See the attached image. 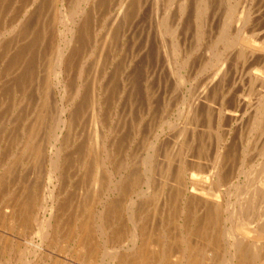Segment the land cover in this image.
Segmentation results:
<instances>
[{"label":"bare ground","instance_id":"obj_1","mask_svg":"<svg viewBox=\"0 0 264 264\" xmlns=\"http://www.w3.org/2000/svg\"><path fill=\"white\" fill-rule=\"evenodd\" d=\"M246 1L247 0H242V3H241V0H0V49L1 48H19L20 49L26 46L24 44V40L27 37L29 25L31 24L30 23L28 25V23L30 22L31 19H34V17L32 18V16L35 13H36L35 15H36V20H37V21L35 20L36 23L37 22L40 23L42 21L40 23L41 24L40 35L42 34L40 42L47 41L46 42L48 44L47 48H49L47 50L48 53L46 52L47 54H49L47 55L49 56L47 60L48 61L47 67L42 63L46 67V71L44 70L45 74L42 80V86H41L42 88H41V93H40L41 95L39 96L37 105H36L38 111L36 110V114L34 117L35 119L32 122H30L31 124L28 122L29 120L27 121L30 125H26L27 123L24 124V126L25 125L28 126L26 130L21 129L23 135L25 136V142L23 144L24 149L22 147L21 148L23 149V153L26 154V158L28 157V159H26L25 155L21 153L22 149H19L21 151L18 154L17 152L16 154L15 153L12 154V152L10 154H7L8 153L7 152L6 154H4L5 157L1 156L0 158L2 159L1 160L2 162H0L1 163L0 164V192L1 193L3 192L2 189L4 190V187L7 186L8 188V186L10 185L11 176L13 177L14 175H16V177L18 176V179H20L22 176H25L23 179H20L22 180L21 189L20 191H17L19 193V196H17V198L19 197L20 201L19 199H17L18 203H15L13 202V200L16 201V196H15V199L12 200L7 195L8 199H10L11 201L7 200L8 204L6 203L4 204H6V206L10 207L11 209L10 211L6 210L8 207L7 208L5 207L6 209H4V206H2V208L0 209L1 228L4 229V227H7V226L8 228L10 227L9 230L11 228L13 230L17 228L19 232L21 231L20 233L22 234L21 238L22 236H23V239L24 238L26 239L27 237L30 238L32 236H35L40 239L39 243H42L45 241L47 242V245L56 244L57 240L60 237V234H58V230L60 226L59 224L60 219L62 218L61 215L65 213L64 207L67 205L66 200H69V198L72 199V197H70L69 195L68 196L66 195L60 196V195L62 193L68 192L69 190V187H67L66 184L69 183V180L71 177L70 173L72 172V164H73V160L75 159V158H72L73 156L71 157L72 155L71 153L70 155H66V153L64 152V151H68L67 147L69 146L70 142L74 140L70 138V133L72 134V132L70 131L73 126V122L76 119V117L78 118L81 111L88 110V109L82 110L83 108L82 104L84 103L90 104L92 106V109L96 112L95 113L93 111V113L95 114V116H97L98 115L97 113L100 111V108H101L100 107L101 99L103 100V96L109 90L111 91V89L109 88L110 85L108 83L102 84L101 86L98 85L100 86L98 88H100L101 91H97L98 93L96 94V96L91 94L93 95L91 96L92 98L89 97L88 94L90 93H88L89 91L87 92V90L91 86L89 85L91 83H89V81L87 82V76L85 74L86 69L84 68L85 66L83 64L77 63L78 59L76 61V57H75V55L79 51H81V49H84V48H94L95 49L98 43V38H96L95 35H92V33H90V30H89V27L93 26V25H90V23L91 21H93V17L96 15V13H99L105 18V16L108 15L110 12H113L116 10L115 12L110 14V16L112 19L111 27L113 26V28H116L117 32L121 28L122 25H125V23H127L129 18L141 16L142 25L140 27L141 30L140 29L139 30L140 32L141 31L145 32L144 33L145 42L149 40L150 32L154 34L155 41L158 38L161 39L160 48L162 51V58H163L162 68H164V64L167 65L168 62L170 63L171 67H169V63H168V68H170V71L174 76L173 78L174 81H172L173 90H181V88L186 86V84L189 83V85H191L190 83L192 82L191 80H190L191 82H189V77L192 73L191 71H190L191 73H189L190 75L188 76V78L185 77V75L181 73V70L184 71V68L187 67L186 64H187V58H188V56L186 57L187 50L185 49L186 48L185 46L187 45L185 43L186 42L185 37L186 35H189L187 34V30H188V25L190 26V24L185 22L187 20L186 16L189 13H191L193 16V18L191 19L192 21L194 20V23H192L194 24L193 25L194 27H192V29H194L193 30L194 32H191V33H194L193 36L195 35L194 36L195 42L193 41L192 42L195 44V45L193 44L194 48H198L200 45V41L205 37L206 33L209 34L210 32V35L211 33H213L212 31L208 32V30L211 29V26L214 23L213 18H215V14L219 12V11H216V8L222 6L223 15L220 14V17L218 16V19L216 18L218 21V24L216 25L218 29H217V32H215L214 34L215 36L213 35L214 36V41L212 40L213 43L209 44L210 45L209 50H210L211 55L209 56V58H207L208 60L206 62L204 61L205 62L204 64L202 63L203 64L202 66L201 65L199 66L198 68L199 71L197 72H199V74L201 73L203 74L207 72V75L206 76L204 75V76L206 77L205 80L208 82V84H210L213 82L218 83L222 80L225 74V63L227 62V60H229V58H230V62H233V63L240 64V62H242L244 63V65L245 63H248L251 67H254V66L257 67V69L254 72H250L251 74V76H249L250 79H248L249 77L247 78L249 82L246 80V83L248 82V84L249 83L251 84L253 82H256V84L259 83L258 87L259 86L261 87V89H258V90L255 89V91L257 92H255L254 94L256 99L254 98L255 105L253 106L252 110L246 109L247 104L249 105H252V104L248 103L247 101H246L247 102L246 104L245 102L246 97L243 98L241 95L239 96V93H238V95L233 98L234 100V105L232 106L233 108L231 107V109L227 110L225 108L223 109V107L222 108L219 107L220 111L218 112V117L216 121L224 122L225 126H228V128L229 126L234 127L235 129L239 127V130H241L242 128H246L247 130H249L248 133H250L251 131H255V133H257L255 137L258 136V140L255 142L256 144L255 143L254 144L257 149V152H256L257 158L259 159L257 160L254 159L255 161H253L250 165H248L250 161L245 156L246 150L242 151V153L241 151L239 152L237 150V153H239V156H238L239 158L237 159H239L240 161L237 163V166L235 168L233 167L234 169L232 168L230 169L228 166H230L231 164L229 163L230 164L229 165L228 162L231 160L230 158H232L234 147L230 145L233 147L230 149V147L228 146L229 144L226 146L225 145L223 146V144L222 146H218V147L216 146L215 151H214L215 153L213 157H211L213 159L212 160L209 159L210 161H212L211 164L206 165V163L204 162L203 160L204 156L202 154L204 152L206 153V151L202 149L203 147L200 148V145H199V149L196 148L198 149L197 151L198 154H196L198 155L197 157L196 155L194 158H192V156L190 158L187 157V154L190 148V143L193 142L192 141L193 139L195 141L194 132H195V127L197 126H194V124H195V120L198 117L197 115H199L198 105H197V103L199 104V102H196L197 97L196 96L194 97V93L192 97V92L190 91H193V90L189 88L191 97L189 96V98H187L189 92L187 93V97L185 96V94L180 93L183 99H182V102L180 103V109H179L178 115L184 116L185 121L183 122V125L181 123L182 126L179 129H176L177 131L175 132L177 133L175 134L174 132L175 135L173 134V136L175 137L172 140L173 143L170 141V144L172 145L164 146V145H170V144H166L167 143L166 139H165L166 143L163 146L157 147V145L154 143H147L148 146H145L146 150L144 151L143 150L144 148L142 149L145 152V154L144 156L142 155L143 158L138 163H136L134 160L133 161L129 160L131 161L129 162L126 159H121L119 161L112 159V156H111L112 153H115V151L117 153L119 148H121L124 145L123 141L120 138H117L118 140L117 139L112 140V138L114 137L113 136L111 137L112 141L111 140L109 141V139L107 138V140L109 141V142L107 141V143H105V141L101 138L100 148H97V150L98 149L100 150L99 152H96V153L93 152L94 150L91 149V147L89 146V144L87 143L85 139L84 143L85 144L87 143L88 145H85V149H83L84 150L83 157H82L83 165L81 166L85 167L86 169L83 174V177L85 176L86 178L82 177L83 180L82 179L81 180L84 181V179H86V182L88 181V184L85 187L84 185L80 186V184H79L80 187H76L80 189L79 192L81 194L83 193L87 194V195H83V197L84 196L85 197L82 198V200L77 204L78 208L79 209L81 208L80 213L84 212L83 213L84 215L82 219L78 217L79 212H76L77 214L75 213V215L73 214V216L71 215L73 220L71 222L70 231H68L65 234L66 237L64 236V239L66 238L64 241L65 242L67 240L71 241L73 238H76V239L78 238L79 239L78 245L76 249H74L75 253L77 254L76 256L77 260H80V262L86 261V263H88L87 261H90L91 263H94V264H95V262H93L95 261L94 259H97L99 261L101 260V264L102 263H105V264H264V20H263L264 19V0H249L250 5L248 7L245 6L247 4L244 5ZM188 16L190 17V14ZM252 16H254V20L251 22ZM40 19L41 21L39 22L38 20ZM190 21L191 20H189V22ZM97 25H95L96 28L98 27ZM114 25L116 27H114ZM60 26H62L63 29H60ZM36 27L38 26H35V28ZM90 28L92 29V27ZM93 29H95V27ZM97 29L100 32L99 30L100 28L98 27ZM137 29L138 28H136V30ZM206 29H207V32H206ZM105 30H106V27H105ZM34 31L35 30H33V32ZM107 31H110V30H107ZM119 31L121 33V30ZM112 36L114 37L116 36V31L112 33ZM7 37H9L10 39ZM99 39L101 38L99 37ZM138 39L139 38H137V40ZM100 44H102V42ZM100 44L98 43L99 46ZM145 44L147 43H144L143 45L145 46ZM98 45L97 47H99ZM164 46L170 47V48L167 47L169 48V51H168L169 56L165 55L167 48H163ZM100 48H103V47H99V49ZM218 48L220 49L222 48L220 53L216 52ZM32 49H34V47ZM5 50L6 49L4 50L2 49L1 51L5 52ZM102 50L100 53H102ZM93 52H94L93 53L94 55L96 52L95 51ZM9 54L10 53H8L7 55ZM82 54H85V52ZM0 56L3 57L6 55L1 54ZM77 56H79V54H77ZM135 56H138V54ZM98 58H101V57H98ZM89 61L86 62L87 65ZM73 65H74V68H76V72L75 70L72 69L75 72L74 76L76 79V82H75L76 84H73V86H71L72 88L74 87V93L70 100L71 102L67 101L68 104L64 103L65 105H63V104H60V101H58L57 97H58V93L61 94V91H60L61 89L64 90L68 86V84L70 86V82H71L70 81V70L73 67ZM16 66L19 67L18 65ZM22 66L23 65H20V67ZM28 66L30 68V65ZM234 66H236V64ZM45 67L43 69H45ZM133 68H132V71H133ZM20 69L22 71L30 70V69L23 70L22 68ZM250 69L248 70L250 71ZM93 72H96V71H93ZM7 73L10 75L9 70ZM14 74L16 73L14 72ZM247 74L249 73H246V75ZM0 75H2L3 77V71L1 70H0ZM20 75L21 73H19V76ZM125 76L128 77V73ZM20 77H19V80H20ZM117 77H120V76H117ZM132 77L131 79L127 78L126 85L127 87H129L128 89H126L128 93L126 94L125 92L127 97L131 95L134 89L135 81L133 79L134 77L133 78ZM10 79H11V82L14 81L12 78ZM132 79L134 82H132ZM112 80L113 79H111L110 81L112 82ZM135 80L137 82V79ZM103 81H104V78H103ZM1 82H2L1 84L4 85L2 87V92L7 93L9 91L7 94H10L12 92L11 90H13V89H10V86H12V84L14 85L15 81L12 82V84H10V80H7L4 78ZM28 82H26V85ZM98 83H100L99 80H98ZM229 83H232V82L229 81ZM123 84H118V85H123ZM193 84L196 86L195 83ZM202 84L204 86L207 83L203 82ZM16 85L17 84L15 82V86ZM138 85L139 83L137 84V87ZM246 85L247 84H245V86ZM251 85L250 87H252ZM190 87H194V86H190ZM211 87L214 88L213 85H211ZM211 87L209 88L212 89ZM121 88H118V89H121ZM93 89L94 88H92V92L94 91ZM194 90H195V87H194ZM116 92L117 91H115V93ZM86 93H88L87 96H86ZM10 95H12V93ZM248 95H249V92H248ZM25 96L28 98L26 94ZM7 97L8 96H6V98ZM21 97L22 96H20V98ZM75 97H78V99L81 98V103L78 106L76 105L75 102H74L75 105H73L72 103ZM166 98L163 100L166 101ZM8 99L10 101L11 98L9 97ZM17 100H19V102L17 101V104L14 102L8 103L5 101L7 105L9 104L8 106L11 105L10 107L7 106V109L9 108V110H11V108L12 107L14 108L15 105H17L18 107L19 105L23 104L21 103V99H17ZM23 100L24 99H22V102ZM109 100H111V98H109ZM135 100L136 98L134 99V102ZM221 100L225 102L226 99L224 100L221 99ZM227 100H228V97H227ZM246 100H248V97ZM168 101L169 100H167V102ZM25 102L26 101L24 100V103ZM115 102H112V103H115ZM167 102H165L164 104L166 105ZM0 105H1L0 107L3 108L4 102L1 101ZM165 105H164V108L162 107L163 109H165ZM170 105L169 107L172 106ZM230 105L231 104L229 103V106ZM133 106L134 105H132L131 107ZM104 108L105 107L101 109L103 113H104L103 111ZM107 108H105L106 111H108L109 109ZM133 108H136V107H133ZM144 109H147V108H144ZM168 109L171 111L170 108ZM4 111L2 112L5 113ZM111 111L112 110H110V112ZM177 111H178V107H177ZM168 112L169 111H167L166 113ZM6 115L7 114H5V116ZM108 115H111V114H108ZM209 115L210 114L208 113L207 115L208 117L206 116L207 119H211L210 118L211 116L209 117ZM5 116L3 117L0 115V146L2 145V147L4 148L7 145H9L10 147L11 146L15 147L14 143H17L16 141L17 138L14 137L15 138L14 140L11 129H8L9 123H10L9 119L11 118H9L8 115H7L8 118H5ZM11 116H14V115H11ZM115 116H117V114ZM105 117L104 119H106ZM118 117L120 118V116ZM110 118L112 119L111 116ZM164 118L166 117H163L162 119ZM205 121H206V118H205ZM14 123L16 125V122ZM155 123L157 122L155 121ZM166 123L167 122H165V125ZM146 124L148 125V123ZM157 127L158 126H156V128ZM107 128H110V126ZM228 128H227V132L225 131V133H228L229 131ZM234 128L231 130H234ZM7 129L9 132H7ZM83 129L85 130V128ZM151 129L152 128H150V130ZM237 130L238 129H236V131ZM154 131L156 130L154 129ZM212 132L213 131H211V133ZM170 133L168 132L169 135H171ZM253 133L254 132H252V134ZM124 134H127V133L125 132ZM153 134L155 136V132ZM159 134H160V131H159ZM203 134H204V131H203ZM121 135L123 136V134ZM121 135L119 137H121ZM216 135H217V132H216ZM223 137H224V134H223ZM88 138L89 136H87V139ZM130 138L131 137L129 136V139ZM140 138L138 137V139ZM219 138L222 139L220 136ZM167 139L170 140V137ZM89 140H91V138ZM116 140L118 141V144L115 143L117 142ZM196 140L198 141L199 139H196ZM199 141L198 143H200ZM157 142L159 141L157 140ZM246 142H248V139ZM227 143H230V142L227 141ZM95 145L97 144L95 143ZM19 147H17V150ZM195 147H198V146L195 145ZM209 147H211V145ZM12 149L16 150V148H12ZM77 150L75 152V155H78ZM0 151L2 152V150ZM5 151H8V150H5ZM249 151H251V149ZM81 154L82 153H80V155ZM102 154H105V157H102ZM16 155H19V157ZM22 155L24 156L26 163L22 162V160L24 159L22 158L23 157ZM9 156L11 158L16 156L14 160L18 158L17 162L9 163L8 158L4 160V158L9 157ZM78 161H76V163ZM206 162H207V159H206ZM233 162H236V159ZM233 165L234 163H232V166ZM74 174L75 172L73 173V175ZM77 177L78 176H76L75 178ZM14 179L11 182V184L15 182L16 179L15 180ZM17 184L20 185V183H17ZM63 185L65 187H63ZM16 190L17 189H15V192H14L15 194H16ZM9 192L7 190L6 193L3 192V194H9ZM15 194L12 193L11 196ZM72 204H75V203H72ZM63 210H64V213H62ZM68 212H70V210ZM155 221H157V223ZM67 222L70 223L69 220H67ZM154 224H156V226L158 227V229H156L157 232L155 230L156 226H154ZM1 228L0 230H2ZM14 231L17 232L16 230ZM0 234H1V231H0ZM2 235H0V264H47L45 259L46 258L51 259L53 255L52 253V255H50L49 257V254L48 256L45 255V253L47 252H43L39 254L40 256L38 257L36 256V259L35 258L30 259L29 257L32 254L34 255V253H38L41 251L40 250L37 252L36 249L39 250L42 248L44 250L43 248L44 246H42L41 244L38 246L35 245L33 246L34 247L33 251H29L27 246L24 245V247H21L23 246L22 243L14 244L13 241L7 240V238H10V237H7L4 239L2 238ZM16 237L18 239V236ZM23 239H21L20 241H22ZM26 241L24 242V244H26ZM73 241L74 240H72V242ZM31 242L28 241V243H31ZM48 247L50 246H47L45 249L47 250ZM63 248H65V246ZM66 257H64L65 261L67 259ZM91 259H93V261H91ZM68 260H70V258H68L67 261ZM55 262L56 264L58 263L56 259H55ZM98 263L99 262H97V264Z\"/></svg>","mask_w":264,"mask_h":264},{"label":"rangeland","instance_id":"obj_2","mask_svg":"<svg viewBox=\"0 0 264 264\" xmlns=\"http://www.w3.org/2000/svg\"><path fill=\"white\" fill-rule=\"evenodd\" d=\"M241 3H242V0H241ZM245 4H247V5H245ZM18 5V4H17ZM16 5V6H17ZM244 5L245 6H249L250 4H249V0H247L246 1V3H244ZM15 6V7H16ZM219 9V10H218ZM116 11V10H115ZM115 11H113V12H115ZM216 11H221L220 13L218 12V13H216L215 14V18H213V24H212V26H211V29H209L208 30V32L209 31H212L213 33H211V35H210V32H209V34L208 33H206V35H205V37L200 41V45H199V47L198 48H194V43L193 42H195L194 40H195V38H194V36H193V34L194 33H191V32H194L193 30L194 29H192V27H194L193 25L194 24H192V23H194V20L192 21V19L191 18H193V16H192V14L191 13H189L190 14V17L187 15L185 18L187 19L185 22L186 23H188V24H190V26L188 25V30H187V34H189V35H186V37H185V43H186V45L187 46H185L186 48V50H187V53H186V57L188 56V58H187V64H186V66L187 67H185L184 68V71H182L181 70V73L183 74V75H185V77H187L188 78V76L190 75L189 73H191V75L193 76H191L190 75V77H189V82H191L190 84L191 85H189V83L188 84H186V86H184V87H182L181 88V90H173V82L172 81H174L173 80V78H174V76H173V74L171 73V71H170V68H168V63H167V65H165L164 64V68H162V51H161V48H160V38H158L156 41H155V39H154V34L152 33V32H150L149 33V40L148 41H146L145 42V35H144V31H141L140 32V30H141V25H142V18H141V16L139 17H134V18H129L128 19V21H127V23H125V25H122L121 26V28L119 29V30H121V33H120V31L118 30V32H117V30H116V28H113V26L111 27V23H112V19H111V16H110V14H112L113 12H110L108 15H109V17H108V15H106L105 16V18L102 16V15H100L99 13H96V15L93 17V21H91V23H90V25H93V26H90V27H92V29L95 27V29H91L90 27H89V30H90V33H92V35H95L96 36V38H98V43L100 44L101 42H102V44H100V46L98 45V43H97V45L99 46V47H103V48H100L99 49V47H97V45H96V47H95V49L94 48H84V49H81V51H77L78 53L77 54H79V56H77V54L75 55V57H76V61H77V59H78V62L77 63H79V64H83L85 67V69L87 70L88 68V70L86 71L85 70V74H86V76H87V82L89 81V83H91V84H89V85H91L90 87H89V89L87 90V92L88 93H90V94H88V93H86V96H87V94H88V96L89 97H91V96H93V95H95L96 96V94L98 93L97 91H101L100 90V88H98V87H100L102 84H109L110 86H109V88L111 89V91L112 90H114V91H110L109 89V91L103 96V100L101 99V102H100V111L97 113L98 115V117L97 116H95V114L93 113V109H92V106L90 105V104H88V103H84V104H82L83 105V108H82V110H87V111H81V113H80V115L78 116V118L76 117V119L74 120V122H73V126H72V128H71V131L70 132H72V134L70 133V138L73 140H71L72 142H70V144H69V146L67 147V149H68V151H64L65 153H66V155H70V153L72 154L71 155V157L72 158H75L74 160H73V164H72V172L70 173L71 175V177H70V180H69V183H67L66 185H67V187H69V190H68V192H65V193H62L60 196H63V195H66V196H70V197H72V199H70L69 198V200H66V204L68 205H66L65 207H64V210H65V213H64V210L62 211V213H64L63 215H61V219H60V226H59V230H58V234H60V237H59V239L57 240V243L56 244H58V245H56V244H51V245H47V242H42V243H39L40 242V239L38 238V237H35V236H32V237H27L26 239L24 238L23 239V236H22V238H21V235L22 234H20L21 233V231L19 232L18 231V229L16 228V229H14V230H16L17 232H15L12 228V230L10 229L9 230V228H8V226L7 227H4V229L3 228H1V226H0V228L3 230V232H2V230H0L1 231V234L0 235H2L3 233V235H2V238H7V237H10V238H7V240H10V241H13V243L15 244H17V243H22V245L23 246H21V247H24V245L25 246H27V248H28V250L29 251H33V246H38V245H42V246H44L43 248H44V250L41 248V249H36V251L38 252V251H40V252H38V253H34V255L32 254L29 258L30 259H36V256L38 257V256H40L39 254L40 253H43V252H47V253H45V255H47L48 256V254H49V257H50V255H52V253H53V255H52V257H51V259H53V260H51L50 258H46L45 260H46V263L47 264H56V262H55V259H56V261L58 262L57 264H68V263H70V262H72L73 264H94V263H91L90 261H87L88 263H86V261H84V262H80V260H77V254L75 253V250L74 249H76V247H77V245H78V241H79V239L77 240L76 238H73L72 240H74L73 242H72V240L70 241H64L65 239H64V236H65V234L68 232V231H70V226H71V222H72V216H73V214L75 215V213L76 212H79V214H78V217H80V219H82L83 218V213L84 212H82V213H80V210H81V208L79 209L78 208V206H77V204L82 200V198H84L83 197V195H87V194H81L79 191H80V189L79 188H76V187H80V186H83L84 185V187L85 186H87V184H88V181L86 182V179H84V181H82L83 180V178H86L85 176L83 177V174H84V172H85V167H83V166H81V165H83L82 164V160H83V153H84V150L83 149H85V145H88L89 144V146L91 147V149H93L92 151L93 152H99V150L100 149H98L97 150V148H100V140H101V138L105 141V143H107V138L109 139V141L111 140V137H113L112 138V140L113 139H117V138H120L122 141H123V143H124V145L121 147V148H119V150H118V154L116 153V151H115V153H112V159L113 160H121V159H126L127 161H129V160H131V161H135L136 163H138L139 161H141V159L143 158V156H144V154H145V146H148V144L147 143H154V144H156L157 145V147L158 146H163L165 143H166V141H167V143L166 144H170V141L172 142V140H173V138L175 137V136H173V134H174V132L175 131H177L176 129H179L182 125H183V122L185 121V118H184V116H181V115H178L179 113V109H180V103L182 102V96H181V94H185V96L187 97V93L189 92V90L191 89V90H193V91H190V92H192V97H193V93H194V97L196 96L197 97V101L196 102H199V104L197 103V105H198V111H199V115H197L198 117H199V119H198V117H197V119L195 120V124H194V126H197V127H195V132H194V134H195V141H194V139L192 140L193 142H191L190 143V148H189V151H188V154H187V157L188 158H190L191 156H192V158H194L195 157V155L196 154H198L197 153V151H198V149H199V145H200V148L201 147H203L202 149L204 150V151H206V153L204 152L202 155L204 156L203 158V160H204V162L206 163V165L207 164H211V162L212 161H210V160H212L213 158H211V157H213V155H214V151H215V148H216V146L218 147V146H222V144H223V146L225 145H228L229 147H230V149L231 148H233L234 149V152H233V155H232V158H233V160H232V158H230L231 160L228 162V164L231 166H228L230 169L232 168V169H234L236 166H237V163L240 161L239 159H237V158H239L238 156H239V153H237V150L240 152L241 151V153H242V151H245V153H246V158L247 159H249V161H250V163L248 164V165H250L253 161H255L254 159H259V158H257V154H256V152H257V149H256V147H255V142L258 140V136L257 137H255L256 135H257V133H255V131H251L250 133H248L249 132V130H247L246 128H242L241 130H239V127L238 128H236V129H238L237 131H236V129L234 128V127H230L229 126V128H228V126H225V124H224V122H217L216 120H217V117H218V112L220 111V109H219V107L220 108H222L223 107V109L225 108V109H227V110H229V109H231V107L234 105V100H233V98L235 97V96H237L238 95V93H239V96L241 95L243 98H245V102L247 101L248 103H250V104H252V105H249V104H247V102H246V104H247V110L249 109H251L252 110V108H253V106L255 105V99H256V97L254 96V94H255V92H257V91H255V89L256 90H258V89H261V87L259 86L258 87V85H259V83L258 84H256V82H253V83H249L248 84V82H249V80L248 79H250V77L249 76H251V74H250V72H254L256 69H257V67L256 66H254V67H251L248 63H245V65H244V63H242V62H240V64L238 63H233V62H230V58H229V60H227V62L225 63V74H224V76H223V78H222V80L220 81V82H213V83H210V84H208V82L205 80V76L207 75V72H205V73H201V74H199V72H197V71H199V66L201 65H203L208 59L207 58H209V56L211 55V53H210V50H209V48H210V43H213V41H214V34H215V32H217V24H218V21H217V19H218V16L220 17V14L221 15H223L222 14V6L221 7H217L216 8ZM253 12V11H252ZM36 14V13H35ZM33 15L32 16V18L34 17V19H31L30 20V22L28 23V25H29V29H28V33H27V37L25 38V40H24V44L26 45V46H24V48L22 49V48H20V49H22V50H20L19 48H1L0 49V55L1 54H4V55H6V56H0V59L1 60H3V59H5V60H3V61H1L0 60V70L1 71H3V77H2V75H0V77H2V78H0V103H1V101L2 102H4V106H3V108H1L2 109V111H4L5 109V113H3L2 111H1V109H0V115L1 116H5V114H7L8 116H9V118H11V119H9V128L8 129H11V132L13 133V138L15 137V138H17L16 139V141H17V143H14L15 144V147L13 146H11L12 148H16V150L15 149H12L9 145H7L5 148L4 147H2V145L0 146V150H2V152L1 153H3V154H1L0 153V158H1V156H4V154H6L7 152V154H10L11 152H12V154H16V152H17V154L21 151V150H19V149H22L23 148V144H24V142H25V136L23 135V133H22V130L21 129H23V130H26V128L28 127V126H26V125H30L31 123L30 122H32L35 118V114H36V110L38 111V109H37V107H36V105H37V101H38V98H39V96L41 95L40 93H41V86H42V80H43V76H44V70L46 71V67H47V60H48V57L49 56H47V55H49V54H47L48 52H47V50L49 49V48H47L48 46V44L46 43L47 41H42V42H40V40H41V37H42V34L40 35V33H41V19L40 20H38L40 23H36V15ZM253 15V14H252ZM192 16V17H191ZM217 18V19H216ZM139 19H141V20H139ZM220 19V18H219ZM36 20V21H35ZM103 20V21H102ZM189 20H191L190 22H189ZM254 20V16H252V20H251V22ZM264 20V19H263ZM101 21V22H100ZM109 22H110V24H109ZM139 22V23H138ZM34 23V24H33ZM141 23V24H140ZM36 24V25H35ZM44 24V23H43ZM98 24V25H97ZM139 24V25H138ZM251 24V23H250ZM38 26V27H36L35 28V26ZM95 25H97L100 29V32L98 31V27L96 28V26ZM108 25V26H107ZM128 25V26H127ZM139 26V27H138ZM33 27V28H32ZM105 27H106V30H105ZM114 27H116L115 25H114ZM136 28H138L137 30H136ZM60 29H63V27L62 26H60ZM112 29V30H111ZM140 29V30H139ZM33 30H35L34 32H33ZM107 30H110V31H107ZM38 31V32H37ZM92 31V32H91ZM95 31V32H94ZM115 32L116 31V36L114 37V36H112V33L113 32ZM152 31V30H151ZM190 31V32H189ZM94 32V33H93ZM189 32V33H188ZM206 32H207V29H206ZM98 33H99V35H98ZM120 34V35H118V34ZM143 33V34H142ZM152 33V34H151ZM34 34V35H33ZM35 34H36V36H35ZM97 34V35H96ZM142 34V35H141ZM11 35V34H10ZM140 35V36H139ZM192 35V36H191ZM214 35V36H213ZM250 35V34H249ZM26 36V35H25ZM38 36V37H37ZM103 36V37H102ZM105 36V37H104ZM151 36H152V38H151ZM188 36V37H187ZM208 36V37H207ZM99 37L101 38V39H99ZM7 38H9V37H7ZM137 38H139L138 40H140V41H138L137 40ZM10 39V38H9ZM112 39V40H111ZM143 39V40H142ZM191 39V40H190ZM38 40V41H37ZM213 40V41H212ZM108 41V42H107ZM193 41V42H192ZM205 41V42H204ZM44 42V43H43ZM110 42V43H109ZM132 43V44H131ZM136 43V44H135ZM144 43H147V44H145V46L143 45ZM151 43V44H150ZM192 43V44H191ZM24 44H22V45H24ZM105 44V45H104ZM194 44V45H193ZM102 45V46H101ZM105 47H104V46ZM143 47H142V46ZM167 45V44H166ZM206 45V46H205ZM30 46V47H29ZM128 46V47H127ZM139 46V47H138ZM191 46V47H190ZM34 47V49H32ZM112 47V48H111ZM117 47V48H116ZM141 47H142V49H141ZM167 47H169V46H164L163 48H167ZM190 47V48H189ZM99 50H98V49ZM151 48V49H150ZM170 48V47H169ZM169 48H167L166 49V52H165V50H164V52H165V55L166 56H169V53H168V51H169ZM189 48V49H188ZM4 50V49H6L5 50V52L4 51H1V50ZM29 51H28V50ZM39 49H40V51H39ZM90 49V50H89ZM99 51H97V50ZM103 49V50H102ZM212 49V48H211ZM38 50V51H37ZM45 50V51H44ZM101 50H102V53H100L101 52ZM200 50V51H199ZM205 50V51H204ZM207 50V51H206ZM222 50V48L220 49V48H218L217 49V53H220V51ZM10 51V52H9ZM42 51H43V53H42ZM88 51V52H87ZM93 51H95L96 53V55L94 54L93 55ZM122 51H123V53H122ZM132 51V52H131ZM147 51V52H146ZM198 51V52H197ZM7 52V53H6ZM47 52V53H46ZM85 52V54H82V53H84ZM90 52V53H89ZM100 53V54H98V53ZM135 52V53H134ZM155 52V53H154ZM204 52V53H203ZM6 53V54H5ZM8 53H10L9 55H7ZM92 53V54H91ZM189 53V54H188ZM191 53V54H190ZM202 53V54H201ZM81 54V55H80ZM113 54H115V55H113ZM138 54V56H135V55H137ZM148 54V55H147ZM43 55V56H42ZM83 55H84V57H83ZM89 56V57H87V56ZM127 55V56H126ZM144 55H146V56H144ZM153 55V56H152ZM35 56H36V58H35ZM39 56V57H38ZM92 56H94V57H92ZM156 56V57H155ZM3 59H2V58ZM9 57V58H8ZM22 57H24V58H22ZM86 57V58H85ZM96 57V58H95ZM98 57H101V58H98ZM133 57V58H132ZM137 57V58H136ZM201 57V58H200ZM46 58V59H45ZM107 58V59H106ZM9 59V60H8ZM85 59V60H84ZM87 59V60H86ZM95 59H96V61H95ZM110 59V60H109ZM45 60H46V62H45ZM90 60V61H89ZM94 60V61H93ZM101 60V61H100ZM115 60V61H114ZM145 61V63H144V61ZM149 60V61H148ZM154 60V61H153ZM201 60H202V62H201ZM6 61V62H5ZM24 61V62H23ZM44 61V62H43ZM83 61H85V62H83ZM87 61H89L88 62V65H87ZM139 61V62H138ZM143 61V62H142ZM169 61V60H168ZM205 61V62H204ZM35 64H34V63ZM39 62H41V63H39ZM81 62V63H80ZM114 62H116V63H114ZM123 62V63H122ZM136 62V63H135ZM147 62H149V63H147ZM191 62H193V63H191ZM229 62V63H228ZM2 63V64H1ZM11 63V64H10ZM13 63V64H12ZM21 63H23V64H21ZM26 63V64H25ZM39 63V64H38ZM46 66H44L43 64ZM46 63V64H45ZM86 63V64H85ZM97 63H98V65H97ZM114 63V64H113ZM117 63H119V64H117ZM127 65H126V64ZM144 63V64H143ZM201 63V64H200ZM203 63V64H202ZM8 64V65H7ZM32 64V65H31ZM42 66H41V65ZM96 64V65H95ZM100 64V65H99ZM142 64V65H141ZM236 64V66H234ZM16 65H18L19 67H17ZM20 65H23L22 67H20ZM28 65H30V68H29V66ZM33 65H34V67H33ZM119 65V66H118ZM133 65V66H132ZM173 65V64H172ZM227 65V66H226ZM241 65V66H240ZM242 65H243V67H242ZM248 65H249V67H248ZM11 66V67H10ZM27 66H28V68H27ZM41 66V67H40ZM88 66V67H87ZM102 66V67H101ZM124 66V67H123ZM126 66V67H125ZM128 66H130V67H128ZM8 67V68H7ZM16 67H17V69H16ZM45 67V69H43ZM97 67V68H96ZM99 67V68H98ZM114 67V68H113ZM117 67V68H116ZM134 67V68H133ZM169 67H171L170 66V63H169ZM239 67V68H238ZM250 67H251V69H250ZM4 68V69H3ZM20 68H22L23 70L25 69V70H29V71H22ZM92 68V69H91ZM93 68H94V70H93ZM132 68H133V71H132ZM152 68V69H151ZM31 69H33V70H31ZM75 70V72H76V68H74V65H73V67L71 68V70H70V86H69V84H68V86L64 89V90H60L61 91V94H59L58 93V101H60V104H63V105H65V104H68V102L67 101H69V102H71L70 100H71V98H72V96H73V93H74V87L72 88L71 86H73V84H76L75 82H76V79H75V72L73 71V70ZM101 69V70H100ZM123 69H125V70H123ZM126 69H127V71H126ZM158 69V70H157ZM167 69V70H166ZM192 69V70H191ZM198 69V70H197ZM233 69V70H232ZM248 69H250V71L248 70ZM5 70V71H4ZM8 70H9V72H10V75L7 73L8 72ZM17 70V71H16ZM130 70V71H129ZM161 70V71H160ZM189 70V71H188ZM233 72H232V71ZM249 72H248V71ZM20 71V72H19ZM41 71V72H40ZM93 71H96V72H93ZM132 71V72H131ZM157 71H158V73H157ZM163 71V72H162ZM191 71V72H190ZM235 71V72H234ZM4 72H6V73H4ZM13 72V73H12ZM14 72L16 73V74H14ZM21 73V75L20 76H22L23 74V76L22 77H24V78H22V77H20L19 76V73ZM27 72H29V73H27ZM39 72V73H38ZM89 72V73H88ZM91 72V73H90ZM97 72H98V74H97ZM128 73V77H126L125 75H127V73ZM197 72V73H196ZM245 72V73H244ZM126 73V74H125ZM246 73H249V74H247L246 75ZM6 74V75H5ZM14 74V75H13ZM28 74V75H27ZM40 74V75H39ZM93 74V75H92ZM106 74V75H105ZM158 74V75H157ZM170 74V75H169ZM33 75V76H32ZM36 75V76H35ZM96 75V76H95ZM141 75V76H140ZM205 75V76H204ZM246 75V76H245ZM8 76H9V78H8ZM20 77V80H19V77ZM97 76H98V78H97ZM104 76V77H103ZM117 76H120V77H117ZM134 78H133V77ZM143 76V77H142ZM166 76V77H165ZM171 76V77H170ZM202 76V77H201ZM245 76V77H244ZM14 77V78H13ZM16 77V78H15ZM18 77V78H17ZM30 77H31V79H30ZM103 77L104 78V81H103V78L101 79V78ZM117 77V78H116ZM126 77V78H125ZM131 77L134 79V81H133V79H132V82H134V89H133V91H132V93H131V95L130 96H128L127 97V90L126 89H128L129 87H127V78L129 79H131ZM168 77V78H167ZM170 77V78H169ZM249 77V78H248ZM7 79V80H10V84H12V82H16V86H15V82H14V85L12 84V86H10V89H13V90H11L12 92V95H10V94H7V93H4V92H2V87L4 86V85H2L1 83V81L3 80V79ZM10 78H12L14 81H12L11 82V79ZM118 78H120V79H118ZM156 78V79H155ZM233 78V79H232ZM248 78V79H247ZM96 79V80H95ZM100 81V83H98V80ZM111 79H113L112 80V82L110 81ZM122 79V80H121ZM135 79H137V82H136V80ZM151 79V80H150ZM226 79H227V81H226ZM22 80H24V81H22ZM30 80V81H29ZM33 80H34V82H33ZM107 80V81H106ZM121 80V81H120ZM191 80V81H190ZM196 80V81H195ZM242 80V81H241ZM246 80L248 81L247 83H246ZM29 81V82H28ZM74 81V82H73ZM101 81H103V82H101ZM115 81V82H114ZM205 83H207V84H205L204 86H203V82ZM229 81L230 82H232V83H229ZM20 84V86H19V84ZM22 82V83H21ZM26 82H28L27 83V85H29V86H27L26 85ZM31 82H32V84H31ZM124 84H123V83ZM227 82V83H226ZM244 82V83H243ZM139 83V85H138V87H137V84ZM193 83H195L196 84V86L193 84ZM225 83V84H224ZM112 84V85H111ZM118 84H123V85H118ZM154 84V85H153ZM193 84V85H192ZM201 84V85H200ZM219 84V85H218ZM245 84H247L246 86H245ZM98 85H100V86H98ZM117 87H116V86ZM149 85V86H148ZM151 85V86H150ZM211 85H213L214 86V88H212L211 87ZM221 85V86H220ZM250 85L253 87V89H252V87H250ZM255 86V88H254V86ZM14 86V87H13ZM31 86V87H30ZM95 86V87H94ZM123 86V87H122ZM164 86V87H163ZM190 86H194L195 87V90H194V87H190ZM207 86V87H206ZM12 87V88H11ZM16 87V88H15ZM24 87V88H23ZM30 87V88H29ZM33 87H34V89H33ZM112 87H114V88H112ZM122 87V88H121ZM127 87V88H126ZM137 87V88H136ZM209 87H211L212 89H210ZM26 88H27V90H26ZM92 88H94L93 90V92H92ZM95 88H96V90H95ZM118 88H121V89H118ZM124 88V89H123ZM145 88V89H144ZM148 88V89H147ZM155 88H156V90H155ZM169 88V89H168ZM190 88V89H189ZM193 88V89H192ZM202 88V89H201ZM118 89V90H117ZM177 89V88H176ZM204 89H206V90H204ZM215 89V90H214ZM226 89V90H225ZM237 89H239V90H237ZM249 89H250V91L252 92H250L249 91ZM16 90H18V91H16ZM23 90H24V92H23ZM66 90H67V92H66ZM120 90H121V92H120ZM123 90V91H122ZM172 90V91H171ZM199 90V91H198ZM263 90V89H262ZM20 91V92H19ZM115 91H117L116 93H115ZM121 93H119V92ZM157 91V92H156ZM171 91V92H170ZM180 91V92H179ZM216 91V92H215ZM243 91V92H242ZM246 91H248L249 92V95H248V92H246ZM254 91V92H253ZM30 92V93H29ZM65 92V93H64ZM72 94H71V93ZM111 92V93H110ZM114 92V93H113ZM125 92H126V94H125ZM145 94H144V93ZM179 92V93H178ZM190 92L188 93V97L187 98H189V96L191 97V94H190ZM17 93V94H16ZM29 95H28V94ZM31 93H32V95H31ZM67 93V94H66ZM112 93H113V95H112ZM153 93V94H152ZM164 93H166V94H164ZM176 93H177V95H176ZM181 93V94H180ZM197 93H198V95H197ZM205 93V94H204ZM214 93V94H213ZM244 93V94H243ZM19 94V95H18ZM25 94L28 96V98L25 96ZM35 94V95H34ZM63 94V95H62ZM91 94H93V95H91ZM126 96H125V95ZM140 94V95H139ZM171 94V95H170ZM196 94V95H195ZM3 97H2V96ZM10 95V96H9ZM37 95V96H36ZM115 95V96H114ZM142 95V96H141ZM156 95V96H155ZM159 95V96H158ZM222 95V96H221ZM248 95V96H247ZM6 96H8L7 98H6ZM20 96H22L21 98H20ZM30 96V97H29ZM94 96V97H95ZM215 96V97H214ZM251 96V97H250ZM253 96V97H252ZM257 96V95H256ZM4 97H5V99H4ZM11 98L10 99V101H9V99L8 98ZM25 97V98H24ZM63 97V98H62ZM130 97V98H129ZM149 97V98H148ZM158 97H160V98H158ZM162 97H164V98H162ZM167 97V98H166ZM227 97H228V100L230 101H228L227 100ZM247 97H248V100H246L247 99ZM250 97V98H249ZM3 98V99H2ZM80 98V97H79ZM92 98V97H91ZM105 98V99H104ZM109 98H111V100H109ZM115 98H116V100H115ZM136 98V100H135V102H134V99ZM147 98V99H146ZM162 98V99H161ZM166 98V101L165 100H163V99H165ZM171 100H170V99ZM173 98V99H172ZM199 98V99H198ZM255 98V99H254ZM15 100V101H13V100ZM17 99H21V103H23V104H21V105H19L18 107H17V105H15V107L13 108H11V110H9V108L7 109V106L9 105H7V103L6 102H8V103H12V102H14V103H16L17 104V101L19 102V100H17ZM22 99H24L26 102L24 103V100H23V102H22ZM61 99V100H60ZM69 99V100H68ZM106 99H108V100H106ZM207 99V100H206ZM218 99V100H217ZM221 99H226L225 100V102H223ZM251 99V100H250ZM4 100V101H3ZM133 100V101H132ZM138 100V101H137ZM145 100V101H144ZM147 100V101H146ZM163 100V101H162ZM167 100H169L168 102H167ZM220 100V101H219ZM6 101V102H5ZM77 101V102H76ZM84 101V100H83ZM117 103H116V102ZM160 101V102H159ZM162 101V102H161ZM194 101H195V99H194ZM202 101V102H201ZM233 102V104H232V102ZM254 101V102H253ZM63 102V103H62ZM76 103V105L78 106L80 103H81V98L80 99H78V97H75V99L73 100V105H75V103ZM111 102V103H110ZM112 102H115V103H112ZM165 102H167V104L165 105L164 103ZM213 102V103H212ZM217 102V103H216ZM223 102V103H222ZM252 102V103H251ZM6 103V104H5ZM65 103V104H64ZM83 103V102H82ZM102 103H104V104H102ZM169 103V104H168ZM206 103V104H205ZM229 103L231 104L230 106H229ZM86 104V105H85ZM137 104V105H136ZM162 104H164L165 105V109H163L164 108V105H162ZM173 106H171V105ZM205 104V105H204ZM214 104V105H213ZM220 104H221V106H220ZM224 104V105H223ZM102 105V106H101ZM108 105V106H107ZM114 105V106H113ZM132 105H134L133 107H136V108H133V107H131ZM136 105V106H135ZM169 105L171 106V107H169ZM175 105H176V107H175ZM207 105V106H206ZM209 105V106H208ZM1 106V105H0ZM11 106V105H10ZM10 106H8V107H10ZM109 108H107V107ZM110 106V107H109ZM126 106V107H125ZM161 106V107H160ZM215 106V107H214ZM4 107H5V109H4ZM17 107V108H16ZM103 107H105V108H107L108 109V111H106L105 110V108H104V113L102 112V110L101 109H103ZM118 107V108H117ZM129 107V108H128ZM163 107V108H162ZM177 107H178V111H177ZM203 107V108H202ZM206 107V108H205ZM212 107V108H211ZM217 107V108H216ZM16 108V109H15ZM91 108V109H90ZM133 108V109H132ZM139 108V109H138ZM144 108H147V109H144ZM159 108V109H158ZM168 108H170L171 109V111L168 109ZM206 110H205V109ZM233 108V107H232ZM21 111H20V110ZM138 109V110H137ZM143 111H142V110ZM150 109V110H149ZM175 109V110H174ZM219 109V110H218ZM244 109V108H243ZM27 110H29V111H27ZM90 110V111H89ZM110 110H112L111 112H110ZM118 110V111H117ZM125 110V111H124ZM164 110V111H163ZM165 110H167V111H169L168 113H166L167 111H165ZM7 111V112H6ZM14 111H16V112H14ZM106 111V112H105ZM117 113H116V112ZM146 111V112H145ZM161 111V112H160ZM163 111V112H162ZM2 112V113H1ZM84 112V113H83ZM88 112V113H87ZM95 112V111H94ZM109 112V113H108ZM114 112V113H113ZM145 113V114H143V113ZM21 113H22V115H21ZM28 113V114H27ZM30 113V114H29ZM83 113V114H82ZM96 113V112H95ZM100 113V114H99ZM113 113V114H112ZM142 113V114H141ZM148 113V114H147ZM208 113L210 114L209 115V117L211 118V119H207V115H208ZM212 113V114H211ZM217 113V114H216ZM3 114V115H2ZM17 114V115H16ZM83 116H82V115ZM93 116H91V115ZM106 114H107V116H106ZM108 114H111V115H108ZM117 114V116H115V115ZM128 114H129V116H128ZM150 114V115H149ZM156 114H158V115H156ZM177 114V115H176ZM207 114V115H206ZM6 115V116H7ZM11 115H14V116H11ZM90 115V116H89ZM113 115V116H112ZM126 115V116H125ZM143 115V116H142ZM166 115V116H165ZM176 115V116H175ZM5 116V118H8V116L6 117ZM11 116V117H10ZM32 116V117H31ZM89 118H88V117ZM103 116V117H102ZM106 116V117H105ZM110 116L112 117V119L110 118ZM118 116H120V118L118 117ZM128 116V117H127ZM131 116V117H130ZM142 116V117H141ZM166 117V118H164V119H162L163 117ZM181 116V117H180ZM200 116H201V118H200ZM207 116V117H206ZM2 117V118H3ZM14 117V118H13ZM20 117V118H19ZM83 118V120H82V118ZM97 117V118H96ZM104 117L106 118V119H104ZM130 117V118H129ZM134 117V118H133ZM161 117V118H160ZM212 117H213V119H212ZM19 118V119H18ZM86 118H88V119H86ZM92 118V119H91ZM145 118V119H144ZM157 118V119H156ZM160 118V119H159ZM184 118V119H183ZM205 118H206V121H205ZM13 119H14V121H13ZM94 119H96V120H94ZM102 119H103V121H102ZM126 119V120H125ZM150 119V120H149ZM152 119V120H151ZM215 119V120H214ZM17 120V121H16ZM24 120V121H23ZM29 120V121H28ZM87 120V121H86ZM89 120V121H88ZM98 120V121H97ZM108 120V121H107ZM115 120V121H114ZM142 120H144V121H142ZM157 122V123H155V121ZM172 122H171V121ZM178 120V121H177ZM199 120V121H198ZM2 121V120H1ZM23 121V122H22ZM30 123H28V122ZM77 121V122H76ZM82 121V122H81ZM94 122V124H93V122ZM107 122V124H106V122ZM110 121V122H109ZM134 121V122H133ZM149 121H151V122H149ZM160 121H162V122H160ZM211 121H212V123H211ZM14 122H16V125H15V123ZM84 122V123H83ZM85 122H86V124H85ZM115 122V123H114ZM129 122H130V124H129ZM159 122H160V124H159ZM165 122H167L166 123V125H165ZM169 122V123H168ZM215 122V123H214ZM27 123V124H26ZM83 123V124H82ZM139 123V124H138ZM146 123H148V125L146 124ZM181 123H182V125H181ZM199 123V124H198ZM203 123H204V125H203ZM221 123V124H220ZM14 124V125H13ZM24 124H26L25 126H24ZM104 126H103V125ZM118 124V125H117ZM141 124V125H140ZM172 126H171V125ZM211 124V125H210ZM223 124V125H222ZM84 127H83V126ZM93 125H95V126H93ZM138 125V126H137ZM175 125H177V126H174ZM207 125V126H206ZM219 125H221V126H219ZM20 126V127H19ZM23 126H24V128H23ZM110 126V128H107V127H109ZM156 126H158L157 128H156ZM169 126V127H168ZM171 126V127H170ZM198 126H199V128H198ZM80 127V128H79ZM89 127V128H88ZM121 127V128H120ZM126 127V128H125ZM135 127V128H134ZM193 127V126H192ZM212 127V128H211ZM244 127V126H243ZM82 128V129H81ZM83 128H85V130L83 129ZM116 130H115V129ZM120 128V129H119ZM123 128V129H122ZM125 128V129H124ZM140 128V129H139ZM150 128H152L151 130H150ZM159 128V129H158ZM171 128V129H170ZM194 128V127H193ZM221 128V129H220ZM224 128V129H223ZM227 128H228V133H225V131L227 132ZM234 128V130H231V129H233ZM8 129H7V132H9L8 131ZM77 129H79V130H77ZM111 129V130H110ZM138 129V130H137ZM154 129L157 131H154ZM165 129V130H164ZM173 129V130H172ZM175 129V130H174ZM226 129V130H225ZM77 130V131H76ZM82 130V131H81ZM120 130H122V131H120ZM125 130V131H124ZM131 130V131H130ZM162 130V131H161ZM167 130V131H166ZM208 130H210V131H208ZM214 130H215V132H214ZM14 131V132H13ZM138 131V132H137ZM159 131H160V134H159ZM203 131H204V134H203ZM207 131V132H206ZM211 131H213L212 133H211ZM233 131V132H232ZM240 131H242V132H240ZM83 132V133H82ZM98 132V133H97ZM127 133L131 138L129 139V136L127 135V134H124V133ZM155 132V136H154V133ZM162 132V133H161ZM167 134H166V133ZM168 132L171 134V135H169L168 134ZM206 132V133H205ZM210 132V133H209ZM216 132H217V135H216ZM223 132V133H222ZM252 132H254L253 134H252ZM18 135H17V134ZM94 133V134H93ZM103 133V134H102ZM111 135H110V134ZM113 133V134H112ZM133 133V134H132ZM134 133H135V135H134ZM138 133V134H137ZM149 133V134H148ZM177 132H175V134H176ZM201 133V134H200ZM237 133V134H236ZM92 134H93V136H92ZM104 134H105V136H104ZM107 134V135H106ZM121 134H123V136L121 135ZM151 134V135H150ZM159 134V135H158ZM161 134H162V136H161ZM174 134V135H175ZM209 136H208V135ZM223 134H224V137H223ZM226 134V135H225ZM241 134V135H240ZM17 135V136H16ZM86 135V136H85ZM91 135V136H90ZM101 135V136H100ZM117 135V136H116ZM121 135V137H119ZM125 135V136H124ZM148 135V136H147ZM150 135V136H149ZM198 135V136H197ZM199 135H201V136H199ZM216 135V136H215ZM239 135V136H238ZM244 135V136H243ZM24 136V137H23ZM87 136H89V138L87 139ZM100 136V137H99ZM104 136V137H103ZM110 136V137H109ZM158 136V137H157ZM170 137V140L169 139H167V138H169ZM203 136V137H202ZM208 136V137H207ZM212 136V137H211ZM218 136V137H217ZM219 136L222 138V139H220L219 138ZM231 136V137H230ZM252 136V137H251ZM20 137V138H19ZM73 137V138H72ZM77 137V138H76ZM133 137V138H132ZM135 137V138H134ZM138 137L140 138V139H138ZM217 137V138H216ZM245 137V138H244ZM15 138H14V140H15ZM91 138V140H89ZM127 138V139H126ZM159 138H161V139H159ZM24 139V140H23ZM79 139V140H78ZM85 139H86V141H87V143L85 144L84 143V141H85ZM95 139V140H94ZM106 139V140H105ZM137 139V140H136ZM152 139V140H151ZM155 139V140H154ZM165 139H166V141H165ZM196 139H199V140H201V141H199L200 143H198V141L196 140ZM219 139H220V141H219ZM238 139V140H237ZM240 139V140H239ZM247 139H248V142H246L247 141ZM111 140V141H112ZM118 140V139H117ZM116 140V141H117ZM135 140V141H134ZM145 140V141H144ZM147 140V141H146ZM151 140V141H150ZM157 140L159 141V142H157ZM168 140H169V142H168ZM189 140H190V138H189ZM216 140V141H215ZM223 140H225V141H223ZM243 140V141H242ZM15 141V142H16ZM90 141V142H89ZM108 141V142H109ZM124 141H126V142H124ZM149 141V142H148ZM210 143H209V142ZM214 141V142H213ZM227 141L228 142H230V143H227ZM251 142V144H250V142ZM21 142V143H20ZM93 142V143H92ZM132 142H133V144H132ZM223 142H225V143H227V144H225V143H223ZM246 142V143H245ZM84 143V144H83ZM95 143L97 144V145H95ZM111 143V142H110ZM116 144H118V141L117 142H115ZM128 143V144H127ZM173 143V142H172ZM198 143V144H197ZM206 143V144H205ZM215 143V144H214ZM220 143V144H219ZM232 143V144H231ZM235 143V144H234ZM240 143H242V144H240ZM255 143V144H254ZM13 144V145H14ZM21 144V145H20ZM137 144H139V145H137ZM142 144H144V145H142ZM147 144V145H146ZM162 144V145H161ZM205 146H204V145ZM217 144V145H216ZM239 144V145H238ZM17 145V146H16ZM19 145H20V147H19ZM72 145V146H71ZM93 145H95V146H93ZM135 145V146H134ZM141 145V146H140ZM172 144H170V145H164V146H171ZM195 145L196 146H198V147H195ZM211 145V147H209ZM230 145H232V146H230ZM247 145V146H246ZM71 146V147H70ZM75 146V147H74ZM81 146H83V147H81ZM99 146V147H98ZM107 146H108V144H107ZM131 146V147H130ZM143 146V147H142ZM17 147H19L18 148V150H17ZM22 147V148H21ZM92 147H94V148H92ZM125 147V148H124ZM130 147V148H129ZM134 147V148H133ZM214 147V148H213ZM243 147V148H242ZM245 147H246V149H245ZM8 148V149H7ZM117 148V147H116ZM144 148V149H143ZM147 148V147H146ZM196 148H198V149H196ZM209 148V149H208ZM225 148V147H224ZM255 148V149H254ZM11 149V150H10ZM24 149V148H23ZM23 149H22V154H24L23 153ZM66 149V150H67ZM78 149V150H77ZM124 151H123V150ZM127 151H126V150ZM131 149V150H130ZM144 151H143V150ZM251 149V151H249ZM5 150H8V151H5ZM76 150H77V153H78V155H75V152H76ZM97 150V151H96ZM3 151H5V152H3ZM10 151V152H9ZM71 151H73V152H71ZM137 151V152H136ZM121 152V153H120ZM141 152V153H140ZM192 152V153H191ZM213 152V153H212ZM76 153V154H77ZM80 153H82L81 155H80ZM235 153H237V154H235ZM122 154V155H121ZM208 154V155H207ZM210 154V155H209ZM235 154V155H234ZM25 155V158H26V154H24ZM104 155V156H103ZM115 155V156H114ZM128 155V156H127ZM143 155V156H142ZM201 155V156H202ZM252 155V156H251ZM16 156H18L19 157V155H16ZM16 156L15 157H13V158H11L10 156L9 157H6V158H4V160L5 159H7L8 158V162L9 163H13V162H17V160H18V158L17 159H15L14 160V158H16ZM23 156V155H22ZM27 156H28V154H27ZM75 156V157H74ZM130 156V157H129ZM198 155H196V157H197ZM80 157V158H79ZM102 157H105V154H102ZM129 157V158H128ZM140 157V158H139ZM11 158V159H10ZM22 158H24V156L22 157ZM25 158L22 160V162L23 163H26V160H25ZM71 158V159H72ZM92 158V157H91ZM114 158H116V159H114ZM133 158V159H132ZM207 159V162H206V159ZM14 161H13V160ZM26 159H28V157L26 158ZM210 159V160H209ZM235 159H236V162H233V161H235ZM2 159H0V162H2L1 161ZM11 160V161H10ZM25 160V161H24ZM78 160H80V161H78ZM138 160V161H137ZM76 161H78L77 163H76ZM131 161H129V162H131ZM134 162V163H135ZM232 163H234V165H235V163H236V165L234 166H232ZM1 164V163H0ZM75 165H76V167H75ZM140 165V164H139ZM76 168V169H74V168ZM81 167V168H80ZM234 167V168H233ZM81 169V170H80ZM73 170H74V172H75V174L73 175ZM84 170V171H83ZM79 171V172H78ZM81 173V174H80ZM76 176H78L77 178H75ZM25 176H22L20 179H23ZM83 177V178H82ZM16 180H15V179ZM74 178V179H73ZM13 179L15 180V182H13L12 184H11V182L13 181ZM20 179H18V176L16 177V175H14L13 177L11 176V178H10V185H12V186H8V188H7V186L6 187H4V190L2 189V191L4 192V193H6V191L8 190V192H9V194H3V192L1 193L0 192V209L2 208V206H4V209H6L8 206H6V204H8V201L10 200V199H15V196H16V201L15 200H13V202H15V203H18V201H17V199H19V197L17 198V196H19V193L17 192V191H20V189H21V182H22V180H20ZM82 179V180H81ZM19 180V181H18ZM74 180V181H73ZM80 181H82V182H80ZM77 182H78V184H77ZM80 182V183H79ZM84 182V183H83ZM17 183H20V185L19 184H17ZM71 183V184H70ZM75 184V185H74ZM79 184H80V186H79ZM16 185H18V186H16ZM75 187H74V186ZM20 186V187H19ZM16 187H18V188H16ZM63 187H65L64 185H63ZM6 188V189H5ZM11 188V189H10ZM17 189L16 190V194L14 193L15 192V189ZM82 188V187H81ZM13 191V192H12ZM15 194V195H12L11 196V194ZM80 193V194H79ZM74 194V195H73ZM79 194V195H78ZM6 195V196H5ZM9 196V198L10 199H8V196ZM80 195H82V196H80ZM11 196V197H10ZM4 197V198H3ZM6 197V198H5ZM13 197V198H12ZM74 199H75V201H74ZM78 199V200H77ZM5 200H6V202H5ZM8 200V201H7ZM11 201V200H10ZM19 201H20V199H19ZM77 201V202H76ZM4 203H6V204H4ZM72 203H75V204H72ZM4 204V205H3ZM75 207H74V206ZM6 207V208H5ZM9 208V209H8ZM6 210H9L10 211V207H8ZM77 208H78V210H77ZM70 210V212H68L69 210ZM67 211V212H66ZM68 213H69V215H68ZM77 214V213H76ZM72 215V216H71ZM79 219V218H78ZM67 220H69L70 221V223L69 222H67ZM156 220V219H155ZM62 221H63V223H62ZM156 223H157V221H155ZM154 222V223H155ZM67 223H69V224H67ZM62 224V225H61ZM63 226V227H62ZM154 226H156V224H154ZM8 228V229H7ZM156 229H158V227L156 226V228H155V230ZM8 230V231H7ZM14 231V232H13ZM63 231H65V232H63ZM156 232H157V230H156ZM17 233V234H16ZM12 234V235H11ZM16 234V235H15ZM80 234V233H79ZM9 235V236H8ZM15 235V236H14ZM16 236H18V239H17V237ZM20 236V237H19ZM61 236H63V237H61ZM66 237V236H65ZM28 238H29V240H28ZM62 238H63V240H62ZM21 239H23L22 241H20ZM33 239V240H32ZM16 240V241H15ZM26 241V244H24V242ZM31 240H32V242H31ZM28 241H30L31 243H28ZM59 241H60V243H59ZM33 243V244H32ZM37 243H39V244H37ZM43 243H45V244H43ZM27 244H29V245H27ZM31 245V246H30ZM61 245V246H60ZM47 246H50V247H48L47 248V250L45 249ZM52 246V247H51ZM65 246V248H63ZM61 247V248H60ZM71 247V248H70ZM60 248V249H59ZM43 250V251H42ZM61 250H63V251H61ZM62 253V254H61ZM36 254V255H35ZM38 254V255H37ZM73 254V255H72ZM56 255V256H55ZM68 255V256H67ZM75 255V256H74ZM32 256H33V258H32ZM35 256V257H34ZM56 258H55V257ZM67 256V257H66ZM70 256V257H69ZM64 257H66L67 259L68 258H70V260H68L67 261V259H66V261L64 260ZM62 258V259H61ZM38 259V258H37ZM50 259V260H49ZM60 260V261H59ZM66 262H64V261ZM95 261H93V259H91V261H93V262H95V264H97V262H99L98 264H101V260L99 261V260H97V259H94ZM97 260V261H96ZM52 261V262H51ZM54 261V262H53ZM62 262V263H61ZM14 263V262H13ZM72 263H70V264H72ZM102 264H105V263H102Z\"/></svg>","mask_w":264,"mask_h":264}]
</instances>
